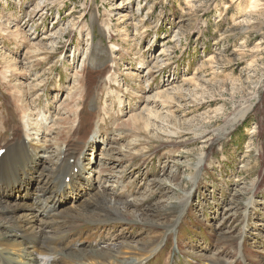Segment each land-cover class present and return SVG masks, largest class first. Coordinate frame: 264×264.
I'll return each mask as SVG.
<instances>
[{
  "label": "rangeland",
  "instance_id": "374dc122",
  "mask_svg": "<svg viewBox=\"0 0 264 264\" xmlns=\"http://www.w3.org/2000/svg\"><path fill=\"white\" fill-rule=\"evenodd\" d=\"M250 3L0 0V149L28 143L33 163L54 175L77 137L69 97L90 62L101 72L78 182L86 191L69 199L71 212H48L50 180L28 159L18 168L33 182L27 191L23 176L8 177L15 168L5 172L18 153L0 159V199L18 195L11 209L29 197L33 212L70 213L57 255L39 249L53 256L46 264H96L88 255L105 250V264H264V0ZM18 30L28 42L13 39ZM103 192L122 196V211L92 201ZM12 227L0 211V242L35 246Z\"/></svg>",
  "mask_w": 264,
  "mask_h": 264
},
{
  "label": "bare ground",
  "instance_id": "6f19581e",
  "mask_svg": "<svg viewBox=\"0 0 264 264\" xmlns=\"http://www.w3.org/2000/svg\"><path fill=\"white\" fill-rule=\"evenodd\" d=\"M249 1H251L250 9L254 10L257 7L256 0H249ZM107 27L110 28V25H108ZM12 35H13V39H15V40L20 41V39H21L23 42L24 41L28 42V40H29L26 37L27 35L25 36V33H22L19 30L16 31V33H13ZM39 49H40V47H39ZM113 49H115V47ZM39 51L41 52V49ZM162 52L164 53L165 50H163ZM94 66H95V60L93 62H90V64L88 65V67L86 69V74L84 75V78L82 79L81 83L79 84L80 85V93L77 96L76 95L73 96L70 94L71 96L69 98L71 99V101H73V103H72L73 105L71 106V105L67 104L65 110L67 112L68 109H72L75 113L78 112V115H77L78 126L75 130V133L77 132L76 133L77 137L75 140L67 138L69 140V143L67 144L68 149L65 151L64 157H63L62 161H60L61 163L57 166V170H56V173H54V175L52 173L47 174L46 173L47 169L43 168L44 165H41L40 163L39 164L33 163L31 156L29 155V153L27 151V147L25 145H18L19 146L18 151L13 150V148L10 146H6V147L2 148V149H4V148L6 149V153L3 156L8 157V158H12V155L15 152L18 153L12 158V161L15 160L16 164L7 165L5 167V172L7 173L8 169L15 168L12 176H10L9 174H7V175L10 178V180L13 176H16L18 178L23 176L18 181L22 188H25L26 185L30 183L29 174H27V173L22 174L21 172L18 171L20 164L23 167L25 166L24 168H26V166H27V165H25L26 159H28L31 163H33V165L32 164H30V165H32L34 167V170L36 172H39L42 170V172H41L42 175L47 174L46 176L49 178L50 181H48L47 178H46V180H43V181L50 187V190L52 193L51 196L49 197V200L47 201V210L52 216H54L56 213L61 214V213H65V212H67V213L71 212L69 210V208H67V204L69 203L68 198L71 197V199H78L79 200L78 202H81V199H83V196H84L81 194L83 191L84 192L86 191V189L82 188L83 187L82 185L78 189V187H79L78 182H79V180H81V174H80L81 170L80 169H81L82 161L84 159V157H82V156L84 155V151H85L86 147L87 146L90 147V145H91L90 144V137L92 136L93 132L95 131L94 126H95L96 118L98 116L97 115L98 113L93 110V107H94L93 105L95 104V95L91 94V89L97 83L98 79L101 77V72L99 69H94ZM8 72H9V70H6V72L4 73V75H5L4 78H7V75L9 74ZM148 73H149V71H148ZM109 80H112V76L109 77ZM114 81L117 83V80H114ZM87 90H89V91L85 93V91H87ZM20 93L21 92H18V94H20ZM117 96L119 97L118 100H119V104L121 106L123 101L120 98L121 97L120 93H118ZM16 99L20 105L19 108H20L22 114L27 115V111L29 110L28 107H27V110H25L21 106V103H20L21 100H23V98L16 96ZM78 108H79V110H77ZM81 109H83V110H81ZM250 110H251V108L246 109L240 118L241 119L245 118L247 113ZM65 121H68V119L67 118L64 119L62 121V124ZM139 122H140V116L137 117V115H136V116L130 118V120H129L130 127L137 128L136 125ZM147 127L148 126L146 125V128ZM6 160L4 159L5 164H6ZM83 164H84V162H83ZM83 164H82V166H83ZM76 168L79 169L78 174H75ZM55 174L58 175V178H59V176H63V174H65L66 178H68V177L70 178V182L69 183L64 182L63 185L60 184L58 180L54 179ZM1 175H2V169L0 168V177H1ZM84 182H85V180H84ZM12 184L17 185L15 183H12ZM31 184H33V182L30 183L29 185H31ZM28 186H27V188L24 189V191L28 190ZM87 187L89 188L90 191H93V189H91V182L90 181H87ZM11 189H13V188H11ZM80 192H81V194H80ZM10 193L11 192L9 191V194ZM98 194H99V192H98ZM17 196H15V197H17ZM67 196H68V198H67ZM13 197L14 196L7 195V196L2 197L0 199V211H1L3 216H5L6 218H11L12 221H14V224L16 227H12V229L22 231L23 236L21 238L31 240L33 242V244H35V246H25L21 249H17L15 247L8 248L7 244L12 242L11 240H9V239L7 240V243H6L7 246H4V244L0 242V248L2 247L1 252H0V257H1L2 261H4V264H9V262L11 264H22V262H23V264H46L48 261L54 260L53 256L46 255L39 249L44 248L47 251L54 252L52 255H54V256L57 255V251H60L58 243H61L62 241H64L63 239H61L59 237V235L62 234V231L59 228V221H62L63 219L68 218L70 216V213L66 214V215L63 214L62 216L64 218H57V217H52L50 214H48V212L46 210L40 209L37 212H33L31 206L29 205V201H30L29 197L26 200H24L23 202H21V204L19 206H17V208L11 209L12 204L15 202V199H14L15 197L14 198ZM117 197H119V195H117L116 198L114 197L115 198L114 199L112 195L106 194V192H103V194L99 195L97 198H95V199L93 198L92 201H94L95 203H97L98 205H101V206H102L103 201H104L106 203V205H110L111 207L115 208L117 211H122L119 209L122 202L120 200H117V199H121L122 196L119 198H117ZM181 202L183 205H185L186 198L182 199ZM51 207L53 210L51 209ZM127 208L128 207H124V209H127ZM44 219H48V221L43 222ZM104 222H107V221H102V223H104ZM11 237H13V238L15 237L16 239H19V237L16 236V234L11 235ZM12 248L17 249L18 252ZM122 250H124V249L122 248ZM111 251L112 250H105L104 253H103V251L100 253H98L99 251H92L88 255L89 256L88 259L92 260L96 264H105L102 262L103 261L102 259L109 257L112 254ZM14 253H17V255H18L17 258L12 257V254H14ZM128 253H129V251H128ZM144 260H141L138 262L133 261V263H131V264H143ZM41 261H43V263H41ZM67 264H70V263H67ZM72 264H80V263L73 262ZM114 264H127V263L122 262V263H114Z\"/></svg>",
  "mask_w": 264,
  "mask_h": 264
}]
</instances>
